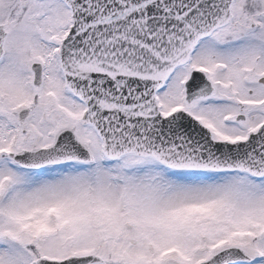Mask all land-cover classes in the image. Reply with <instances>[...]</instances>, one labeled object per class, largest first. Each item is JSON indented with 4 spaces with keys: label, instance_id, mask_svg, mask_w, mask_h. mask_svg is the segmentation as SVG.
I'll return each instance as SVG.
<instances>
[{
    "label": "snow or ice",
    "instance_id": "snow-or-ice-1",
    "mask_svg": "<svg viewBox=\"0 0 264 264\" xmlns=\"http://www.w3.org/2000/svg\"><path fill=\"white\" fill-rule=\"evenodd\" d=\"M0 264H264V0H0Z\"/></svg>",
    "mask_w": 264,
    "mask_h": 264
}]
</instances>
